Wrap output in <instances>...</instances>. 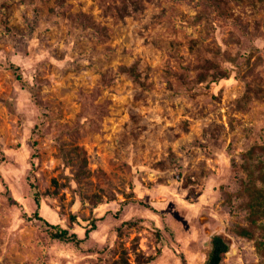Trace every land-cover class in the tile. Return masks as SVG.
I'll return each instance as SVG.
<instances>
[{"label":"rangeland","instance_id":"1","mask_svg":"<svg viewBox=\"0 0 264 264\" xmlns=\"http://www.w3.org/2000/svg\"><path fill=\"white\" fill-rule=\"evenodd\" d=\"M254 144L264 0H0V264H204L215 234L264 264V217L233 229ZM30 178L50 222H96L82 249Z\"/></svg>","mask_w":264,"mask_h":264},{"label":"trees","instance_id":"2","mask_svg":"<svg viewBox=\"0 0 264 264\" xmlns=\"http://www.w3.org/2000/svg\"><path fill=\"white\" fill-rule=\"evenodd\" d=\"M11 68L17 73V78L23 85H28L29 81L22 74L18 73L19 66L11 64ZM131 73H134L130 69ZM225 75L222 71L221 76ZM244 168L247 170L249 179L241 185V195L243 196L242 206L248 211V224L237 223L233 229L238 234L255 235L261 232V218L264 217V145L254 144L244 155ZM30 190L33 203L35 205L33 215L41 224L45 225L49 235L53 239L61 240L73 244L77 249H82L90 233L96 229L97 224L93 222L85 230L84 236H80L70 226H63L58 223H52L40 214L41 191L36 181L30 178ZM212 246L210 253L204 264H221L224 254L229 248L227 241L220 234L212 236ZM125 264L129 263L127 260Z\"/></svg>","mask_w":264,"mask_h":264}]
</instances>
